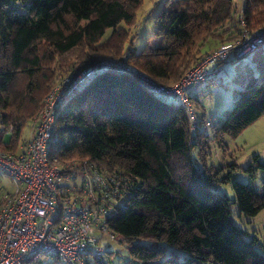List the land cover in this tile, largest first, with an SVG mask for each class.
I'll use <instances>...</instances> for the list:
<instances>
[{"label": "trees", "instance_id": "16d2710c", "mask_svg": "<svg viewBox=\"0 0 264 264\" xmlns=\"http://www.w3.org/2000/svg\"><path fill=\"white\" fill-rule=\"evenodd\" d=\"M140 3L0 0V149L15 150L26 123L41 108L55 70L64 65L76 73L98 62L94 57L100 51L165 84L194 64L209 37L218 39L227 32L225 26L239 30L234 0H166L155 19L159 42L146 41L137 51L129 29L119 25L135 23ZM241 17L248 28L264 27V0H241ZM78 48L84 54L76 56L77 64L58 60ZM249 54L257 76L248 70L231 107L216 124L206 122L219 146H224V135L236 136L264 114V44ZM189 97L193 125L180 102L153 93L134 72L98 68L58 104L49 160L86 159L104 171L121 170L140 184L107 219L109 229L124 241L149 240L148 245L130 243L129 253L138 264H264L253 241L232 222L229 206L232 201L240 213L257 214L264 208V177L262 192L236 180L232 200L217 191V172L205 165L197 168L192 154L197 146L204 153L209 147L197 126L203 121L194 111L198 100ZM10 125L12 131L5 133ZM257 168L264 170V161L255 157L247 170ZM162 243L177 250L165 255ZM49 257L58 261L48 255L39 264H49ZM102 263L101 257L96 264Z\"/></svg>", "mask_w": 264, "mask_h": 264}, {"label": "built area", "instance_id": "2783aa9c", "mask_svg": "<svg viewBox=\"0 0 264 264\" xmlns=\"http://www.w3.org/2000/svg\"><path fill=\"white\" fill-rule=\"evenodd\" d=\"M237 35L202 54L175 82L159 84L120 62L100 59L88 68L64 76L44 96L31 134L16 151L0 149V172L18 184L0 203V264H39L54 255L64 264H96L105 249L100 235L114 239L107 219L124 207L140 184L121 170L104 171L86 159L50 162L58 104L98 68L132 71L153 93L174 96L193 125L195 114L187 90L212 77L230 54H249L264 44V27L248 28L236 14ZM1 122V121H0ZM12 126L5 133L12 131Z\"/></svg>", "mask_w": 264, "mask_h": 264}, {"label": "rangeland", "instance_id": "374dc122", "mask_svg": "<svg viewBox=\"0 0 264 264\" xmlns=\"http://www.w3.org/2000/svg\"><path fill=\"white\" fill-rule=\"evenodd\" d=\"M165 2L166 0H141L140 5L135 10V23L130 27L124 22L120 23V27L129 29V40L131 39V45L137 51L143 47L146 41H149L152 45H157L159 42V38L155 35V19L160 10L164 8ZM234 3L236 5L235 14H237L241 12V0H234ZM225 28L228 29L226 33H222L221 30L218 31V33H222L218 39L211 37L207 39L200 49V55L210 52L219 43L229 40L230 36L234 37L237 35L238 31H230L228 26H225ZM108 34L109 31L106 32L102 41L108 37ZM98 53L99 55L94 58L116 59L100 51ZM83 54L82 50L78 48L73 52L59 56L58 60L62 64L67 62H75L74 64H77L78 61L74 59H76V56L80 57ZM57 65L59 66L56 62L54 65L55 69H57ZM81 69L84 68L82 67ZM71 70L72 68H68L66 65L61 70H55V79L51 83V88L64 76L69 75ZM248 70H251L253 75L257 76L251 63L250 54H242L237 58L230 54L220 64L219 70L212 77L190 86L187 90V93L194 100H198V107L194 106V111L199 119L203 118V121L199 122L198 120L197 126L200 131L204 132L203 138H206L209 147L207 150L205 149L206 153L200 150L201 146H197L193 150L192 154L195 157L196 166L201 169L205 165L208 169L211 168L214 172H217V176L220 179L216 183L217 191L224 193L231 200L234 196L232 182L235 180L248 184L257 192H262L264 170L257 168L251 173V171L247 170V167L255 157L259 161H264V114L236 136L224 135L222 137L224 146H219L214 141L210 126L216 124L224 111L231 107L237 96V91L242 89L247 81ZM172 82L165 84L168 85ZM44 96L41 98V102H43ZM165 99L176 103L179 102V99L174 96H166ZM39 111L32 122L26 123L17 140L15 150L8 151L18 150L25 142L33 130ZM206 122L211 123V125H207ZM16 188H18V184L10 176L0 172V203L5 194L13 193ZM229 206L232 222L243 231L246 239L253 241L255 248L264 256V208L253 216H246L240 213L237 203L231 201ZM130 243L148 245L149 240L134 238L128 242L124 241L118 234H115L114 239L108 238L106 234L100 235L99 246L106 250L102 254V264H138L137 260L129 253ZM161 245L164 246L165 255L170 253V249L177 250L165 243ZM47 261L49 264H64L59 260L54 262L52 257L47 258Z\"/></svg>", "mask_w": 264, "mask_h": 264}]
</instances>
